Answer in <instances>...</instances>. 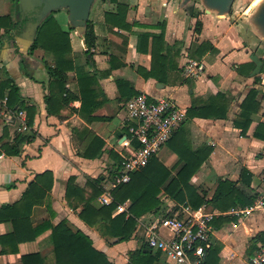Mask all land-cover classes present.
Masks as SVG:
<instances>
[{
    "label": "crops",
    "instance_id": "crops-1",
    "mask_svg": "<svg viewBox=\"0 0 264 264\" xmlns=\"http://www.w3.org/2000/svg\"><path fill=\"white\" fill-rule=\"evenodd\" d=\"M14 1L10 6L5 1V7L0 11V15L10 13L16 25L22 17H16L19 10L17 0ZM120 1L128 3L131 7L127 13V21H136L139 24H133L130 30L112 27L105 20V11L111 9L113 4L105 0H96L89 15L96 34L91 66L85 60L83 38L73 30L71 44L75 63L85 66L88 72L95 73L98 78L94 86L98 91L99 105L94 114L102 118L90 122L86 118L87 115L80 112L79 99L71 101L60 114L47 115L43 98L50 80L45 66L46 60L36 54L38 49L30 50L29 56H23L15 44H10L16 37H21L25 29L17 34L12 30L15 26L9 32L0 30V67L7 65L21 95L29 102L37 104V114L32 126L37 132L36 137L25 143L19 154L0 156V206L20 199L36 174L50 170L53 174L52 188L47 193L44 203L32 208L30 215L32 222L45 220L56 225L63 219L67 220L74 229H80L87 234L93 246L103 251L112 262L132 264L129 252L139 248L144 242L141 227L163 217L174 205L172 200L166 195L161 196L162 209L141 216L134 237L112 243V240L107 241L82 220L78 214L80 208H72L65 199L66 181L70 176H76L77 183L83 185L87 177L96 178L100 175L102 178L105 177L103 187L108 185L115 169L112 166L110 150L118 154L124 150L123 141L127 134L123 124L126 100L122 98L115 79H124L129 83L127 86L129 90L132 88L139 93H146L151 98L169 96L185 109L193 100L224 93L230 98L224 118L196 116L187 118L181 126L193 147L206 145L212 149L209 157L192 177V182L207 191L205 185L209 178L215 179V185L219 178L235 181L239 178L241 169L246 168L252 173L251 187L258 193L264 189V141L256 138L253 132L259 122H264V92L261 90L264 86V71L259 74L261 82L256 85L261 109L252 115V123L247 133L241 135L233 120L240 112L245 95L255 86L256 73L241 74L235 67L241 63L264 58V49L261 51L256 47L258 43H262L256 39L248 25L241 23L239 19L233 20L229 15L216 18L212 13H206L199 2H191L192 12L197 15L193 16L186 10V6L180 8V0ZM57 15L60 25L69 24L67 16L65 18L62 14ZM197 19L202 23L199 34L194 32ZM162 23L165 27L160 46L164 49L167 60L163 68L161 67L162 70L160 68L161 71L157 73L165 78V82L153 76L145 78L138 70L139 67L145 70L151 67V54L138 50L137 33L143 31L159 33ZM204 40L210 41L214 50L206 52L201 57H192L193 45ZM189 58L202 60L205 64L204 72L185 78L183 64ZM69 75L70 80L66 87L78 94L76 75L74 72H70ZM160 83L164 86H160ZM16 123V121L7 123L0 115V136L3 133L7 135L4 140L11 141L14 138L17 132ZM5 125L7 131L4 130ZM84 126L105 142V151L97 158L90 159L80 155L83 141L75 131ZM131 145L136 146L137 143L132 142ZM157 156L167 166H171L176 160V155L166 145L160 149ZM214 188L215 186L209 190L208 197ZM100 195L95 201L96 205H102ZM122 209V207L117 211L115 209L113 214L121 212ZM11 230L10 222H0V236ZM262 230L263 211H257L246 218L237 217L236 220L221 219L218 224H214L211 247L216 253L210 255V264H247L248 258L262 244L256 236ZM50 233L49 228L35 240L19 243L16 253H0V264H21V255L33 252L43 253L47 262H51L53 257ZM253 249L254 252L250 254ZM158 252L159 264H174L162 252Z\"/></svg>",
    "mask_w": 264,
    "mask_h": 264
},
{
    "label": "trees",
    "instance_id": "trees-1",
    "mask_svg": "<svg viewBox=\"0 0 264 264\" xmlns=\"http://www.w3.org/2000/svg\"><path fill=\"white\" fill-rule=\"evenodd\" d=\"M113 4L111 9L105 11V20L112 27L130 30L136 21L128 22L127 13L131 8L126 2L110 0ZM193 4H187L186 10L190 15L197 16L192 12ZM15 23L10 13L0 15V30L9 32ZM151 27L150 25H143ZM164 23L161 24L160 32L149 31L138 32L137 48L141 52L151 54V67L148 70L139 67L141 74L146 77H157L165 82V78L159 76L167 55L160 46L164 37ZM202 23L199 19L195 21L194 32L199 34ZM64 30L56 18L54 12L48 15L37 29L35 40L31 51L41 49L51 55V61H45L49 74L47 91L44 94L47 115L60 114L71 101H81L80 112L87 115L90 122L102 118L95 115L99 100L97 99V88L94 84L98 78L95 73H90L83 65H77L73 57L71 44V31ZM85 45V60L90 66L92 63V48L96 44V34L91 20L87 21L86 30L82 36ZM150 42V47L148 43ZM214 50L210 41L196 43L192 47L191 56L201 57L208 51ZM114 66V64H112ZM162 67V68H161ZM161 68V70H159ZM236 71L241 74L256 73L252 88L245 95L241 102L239 114L234 118L233 124L239 129L241 135H245L252 123V115L261 109V103L257 98L259 94L258 85L261 82L260 73L264 71V58L238 64ZM70 72H74L78 84V94L70 91L66 83L70 80ZM258 74V75H257ZM121 96L126 102L139 91L128 89L129 83L122 78L115 79ZM6 97V106L14 115L24 110L26 123L29 126L27 131L16 132L11 141L4 140L7 136L3 133L0 136V156L17 155L25 143L32 141L37 132L32 128L37 104L29 102L20 93L19 86L9 75L6 68L0 67V100ZM264 98V94H263ZM230 103L224 93H217L206 99L193 100L186 109L187 118H224ZM1 109V103H0ZM186 118V119H187ZM184 124V122L182 123ZM182 126V125H181ZM176 129L166 146L176 155V160L171 166L165 165L157 155H152L148 163L141 169L131 173L128 182L120 183L112 189V202L109 204L96 205L97 197L103 192L102 182L104 178L87 177L83 185H79L76 176H70L66 181L65 199L72 208H80L78 214L82 220L91 225L103 238L112 243L126 241L136 235L138 219L146 213L162 209L161 196L166 195L174 202L175 208L180 203H187L192 207L201 204H210L213 208L226 211L232 207H243L250 204L257 192L251 187L252 173L242 168L237 180L219 178L210 197L208 192L192 182V177L199 170L203 162L209 157L211 148L206 145L193 147L182 127ZM7 131V126H4ZM125 132L127 131L124 128ZM76 134L83 141L80 155L85 158H97L105 151V142L99 136L93 134L87 126L77 129ZM253 135L264 141V122H259ZM86 141H85V140ZM113 159L112 166L117 168L121 156L110 150ZM115 169L112 171L111 177ZM53 185V174L50 170L36 174L29 183L21 198L12 203L0 206V222L8 221L12 224V230L0 236V253H16L21 242L35 240L42 232L51 229L50 239L52 244V261L47 262L41 252H33L21 255V264H115L107 255L93 246L91 238L80 229H74L67 220H61L56 225L50 221L32 222L30 215L35 205L43 204L47 193ZM128 201L126 208L113 214L116 207ZM167 214V213H166ZM165 214V215H166ZM221 219H234L237 217L220 216L216 217L212 224H218ZM258 240L264 244V230L256 235ZM215 249L210 247L207 250L205 264H210V255ZM254 252V249L250 254ZM132 264H159L158 251L148 248L144 242L140 247L129 252Z\"/></svg>",
    "mask_w": 264,
    "mask_h": 264
},
{
    "label": "built area",
    "instance_id": "built-area-1",
    "mask_svg": "<svg viewBox=\"0 0 264 264\" xmlns=\"http://www.w3.org/2000/svg\"><path fill=\"white\" fill-rule=\"evenodd\" d=\"M202 60L189 58L183 64L185 78L203 73ZM0 115L7 123L17 122L18 132L29 129L24 110L14 115L6 106V97L0 100ZM74 104H78L74 102ZM124 127L127 129L123 141L124 150L121 160L108 185L100 195L102 204L112 202L111 191L120 183L128 182L131 173L144 167L152 155H157L173 132L186 120V109L169 96L151 98L140 92L125 104ZM136 142L137 145H131ZM127 201L116 207L122 211ZM257 211L264 212V189L257 193L254 200L243 207H232L221 211L201 204L192 207L187 203L172 206L166 215L156 222L144 226V243L154 251H160L174 264H205L207 250L211 247L214 226L212 221L220 216L246 218ZM164 230L165 232H162ZM247 264H264V244H260L248 258Z\"/></svg>",
    "mask_w": 264,
    "mask_h": 264
},
{
    "label": "water",
    "instance_id": "water-1",
    "mask_svg": "<svg viewBox=\"0 0 264 264\" xmlns=\"http://www.w3.org/2000/svg\"><path fill=\"white\" fill-rule=\"evenodd\" d=\"M96 0H17L18 13L16 17L24 16L35 18L29 22L28 26L21 33V37H16L11 41V45L18 47L20 55L29 56L30 48L35 40L36 32L40 24L56 10H65L69 25L80 35L83 36L86 24L89 20L90 10ZM108 3L110 0H105ZM206 13H212L216 18L230 16L234 14L236 0H197ZM156 2V0H151ZM193 0H180V8H184ZM20 13V15H19ZM239 21L248 25L251 32L262 44H264V0L256 6L246 10L245 15L239 17ZM14 20V17L12 18ZM24 40V41H22ZM9 75L14 79L8 66H4ZM17 83V82H15ZM159 86V85H158ZM160 86H164L160 83ZM264 92V86L261 87Z\"/></svg>",
    "mask_w": 264,
    "mask_h": 264
},
{
    "label": "rangeland",
    "instance_id": "rangeland-1",
    "mask_svg": "<svg viewBox=\"0 0 264 264\" xmlns=\"http://www.w3.org/2000/svg\"><path fill=\"white\" fill-rule=\"evenodd\" d=\"M7 3H8V6H10V4L14 1V0H5ZM4 0H0V11L5 7V2ZM261 0H236V3H235V7H234V14H231L230 17H233L232 19L237 21V19H239V17L241 15H245V10L248 6H250L251 4H253V6H256ZM193 2H198L197 0H193ZM192 2V3H193ZM14 4L16 5V1H14ZM252 6V7H253ZM15 10V9H14ZM12 11H13V8H12ZM58 12V13H57ZM13 13V12H12ZM14 14V13H13ZM57 14H62L64 15V17L66 18L67 16V12L65 10H56L54 11V17L57 19H59V15ZM232 20V21H233ZM240 20V19H239ZM59 23V22H58ZM64 30H69V24L66 25V23L60 25ZM75 31V30H74ZM75 33H77L75 31ZM78 35V33H77ZM73 39V31H71V40ZM259 44V45H258ZM257 44V48H260L261 51H263L264 49V44H260L258 43ZM76 46L78 47V45L76 44ZM36 54H38L39 56H42L45 60L47 61H51V55L44 52L43 50H37L36 51ZM2 110V109H1ZM215 179L213 177L209 178V181L206 182V189H207V192H209V190H212L215 185ZM201 188V187H200ZM143 229V230H142ZM142 231V239H144V227H141V230Z\"/></svg>",
    "mask_w": 264,
    "mask_h": 264
},
{
    "label": "flooded vegetation",
    "instance_id": "flooded-vegetation-1",
    "mask_svg": "<svg viewBox=\"0 0 264 264\" xmlns=\"http://www.w3.org/2000/svg\"><path fill=\"white\" fill-rule=\"evenodd\" d=\"M34 20H35V18L27 17V16H24L23 18H20L17 21L15 27L12 29L14 31L13 33L17 34V33L22 32L28 26V23L32 22Z\"/></svg>",
    "mask_w": 264,
    "mask_h": 264
},
{
    "label": "bare ground",
    "instance_id": "bare-ground-1",
    "mask_svg": "<svg viewBox=\"0 0 264 264\" xmlns=\"http://www.w3.org/2000/svg\"><path fill=\"white\" fill-rule=\"evenodd\" d=\"M252 6H253V4H252ZM252 6H248V7L246 8V10H249Z\"/></svg>",
    "mask_w": 264,
    "mask_h": 264
}]
</instances>
